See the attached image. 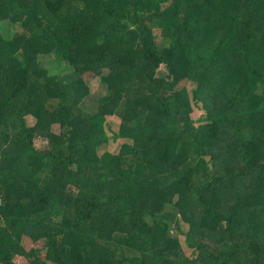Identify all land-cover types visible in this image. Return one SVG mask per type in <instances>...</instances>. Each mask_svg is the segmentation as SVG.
Returning a JSON list of instances; mask_svg holds the SVG:
<instances>
[{"label": "trees", "instance_id": "obj_1", "mask_svg": "<svg viewBox=\"0 0 264 264\" xmlns=\"http://www.w3.org/2000/svg\"><path fill=\"white\" fill-rule=\"evenodd\" d=\"M4 22L0 264H264V0H0Z\"/></svg>", "mask_w": 264, "mask_h": 264}, {"label": "rangeland", "instance_id": "obj_2", "mask_svg": "<svg viewBox=\"0 0 264 264\" xmlns=\"http://www.w3.org/2000/svg\"><path fill=\"white\" fill-rule=\"evenodd\" d=\"M0 31L7 39H10L11 36L13 35L12 27L9 22H4L0 24ZM156 33L157 36L159 37L160 42H162V40L164 41V39L161 37L160 30H157ZM40 63L44 68L48 69L51 75L64 76L69 74L71 71L69 68H65L66 67L65 63L59 62L58 60L55 59L54 56H42L40 57ZM189 88L192 89L193 85H190ZM91 89H92L91 96L88 99H86V101L83 104V108L85 109V111L90 113L96 111L99 105V100L101 99L102 96L106 94L105 86L103 85V82L100 78L91 84ZM192 118L196 121V126H199L201 122H198V119L204 118L202 110L195 108ZM27 120L30 126H34L36 124V120L32 117H28ZM107 120H108L107 121L108 134L109 136L112 137L119 130L120 119L117 117H109ZM54 131L56 133H59L58 127H55ZM127 142L128 141L124 139H118V140L111 139L108 145H105L101 148L100 154L101 155L105 153L117 154L119 153L123 144ZM36 145L37 147L46 146L47 141L45 139H38L36 141ZM183 224H184L183 225L184 228L187 229L188 225L186 223ZM177 236L179 237L180 243L183 246L185 253L189 256H192V250L189 249L188 246L186 245L184 237L181 234ZM23 245L27 250H30L34 246V243L29 238H24ZM42 255L43 256L45 255V251H42ZM14 261L16 262V264H27L26 260L22 257H17Z\"/></svg>", "mask_w": 264, "mask_h": 264}]
</instances>
